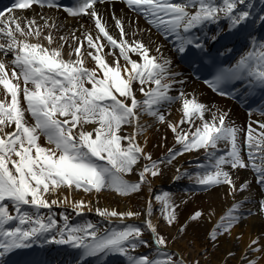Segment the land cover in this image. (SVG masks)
I'll return each instance as SVG.
<instances>
[{
	"label": "snow or ice",
	"instance_id": "1",
	"mask_svg": "<svg viewBox=\"0 0 264 264\" xmlns=\"http://www.w3.org/2000/svg\"><path fill=\"white\" fill-rule=\"evenodd\" d=\"M116 2L124 3L134 16L113 12L114 36L97 5ZM259 2L264 5V0ZM33 6L63 11L73 19L87 17L93 26L81 24L64 32L66 26L57 17L15 14ZM141 17L149 28H139ZM249 25L264 27V8H257L255 0H76L75 6H63L61 0H13L10 8L0 11V264L39 242L69 246L78 253L76 264L90 259L103 264L109 255H120L127 264H189L152 222L151 200L143 227L125 223L140 212L97 207L96 213L109 225L112 218L121 225L105 228L92 222L70 224L64 212L58 214L61 224L52 209L63 207L67 198L49 201L46 195L66 186L97 194L114 190L130 197L162 175L164 164L201 150L208 163L198 166L194 183L203 191L222 187L234 201L206 238L215 245L248 217H264V119L238 126L230 111L186 91L183 73L175 70L164 45L150 35L155 29L178 56L199 64L196 71L206 70L211 78L203 83L214 93L247 99L264 92V38L248 31ZM242 32L248 49L234 63L212 56L209 41L218 43ZM143 33L149 34L147 43ZM231 52L224 45L219 55ZM172 103L180 104L182 117L177 122L162 110ZM259 111L264 117V108ZM144 116L174 134L173 146L161 158L153 159L137 139L145 131ZM41 137L47 146L40 143ZM141 161L146 163L141 166ZM242 171H250L252 178H241ZM126 174H135L138 180L125 179ZM253 184L260 193L255 212L248 206ZM154 199L162 205L167 225L178 222L180 205L169 193ZM70 206L78 215L85 208L92 210L83 200ZM204 217V211L195 210L188 220L199 223ZM189 226L185 223L178 231L186 234ZM262 239L264 235L251 240L241 264L264 259ZM140 248L149 251L138 253ZM192 264L201 262L196 259Z\"/></svg>",
	"mask_w": 264,
	"mask_h": 264
},
{
	"label": "bare ground",
	"instance_id": "2",
	"mask_svg": "<svg viewBox=\"0 0 264 264\" xmlns=\"http://www.w3.org/2000/svg\"><path fill=\"white\" fill-rule=\"evenodd\" d=\"M255 5L257 8H264V5H260V2L255 0ZM100 13L103 15L104 19L107 21L111 33L116 36L117 30L114 27V22L111 19V15L113 12L119 17H127V18H133L134 14L128 10V8L125 5L114 3V4H103V5H97ZM32 10V9H31ZM27 10L24 13H15L16 15L25 16L28 18L36 17L39 19L40 14H44L47 16H53L57 17L59 19V22L62 25H65L64 32L69 31L73 28H79L81 24L87 25L90 29L92 28V21L90 19H71L62 17L58 12L52 11V10H46V9H38L36 11ZM138 26L141 29L149 28L150 26L145 22V20L141 17L138 20ZM213 29H215V26H212ZM60 34H63L60 33ZM129 35H131V32H129ZM151 39L155 42L161 43L164 45L163 51L166 56L171 58L174 62L173 67L175 70L180 71L183 73L184 79L187 80V84L185 85V90L193 93L199 99L210 105L215 106V108H219L222 110L230 111V118L232 121H234L238 126H245L249 120H261L264 119L259 113H254L251 117L249 114H244L242 111L232 99L230 98H223L220 96H217L215 93H213L211 90H209L206 86H203L202 82L200 80H192L189 74L186 72L187 70L185 67L181 64L179 60V56L175 53V51L171 48L170 43L163 40V38L155 31V29L151 32ZM246 34H237L234 35V42L240 41L242 36ZM256 36L260 38H264V34H255ZM148 33H143L142 37L145 42L147 43L148 40ZM245 39V37H243ZM211 42V41H209ZM107 51V49H105ZM118 51V50H116ZM236 51V50H235ZM8 59L10 60L11 57L9 56ZM107 60L111 61L112 57L107 56ZM132 59H136L139 61V57L135 54H132ZM88 66L92 67L93 64L91 61H88ZM138 87V86H137ZM172 94H175L173 92ZM214 94V95H213ZM137 98L142 99V95L137 91ZM215 108L213 110H215ZM165 114L167 115L168 119L173 122H177L182 117V112L180 111V104L179 103H172L169 106H165L162 109ZM210 118V116L208 117ZM141 124L145 125V131L142 135L138 136L137 139L140 142L142 146L146 148V151L151 152L153 155V159L161 158L165 155L167 148L172 147L174 144V134L167 129L165 126L160 125L158 123H154L153 119L151 117L144 116L141 119ZM185 128H187V125H184ZM127 131L131 133L133 129L131 127L127 128ZM163 137H167V139H163ZM40 143L43 146H47L46 139L41 137ZM143 163H146L145 161H141V166ZM208 163L207 158L205 154L203 153V150L200 152H192L191 154H184L182 156L177 157L172 164H164L162 167V175H159L155 178L151 179L150 185H145L144 190L140 192L139 194H132L130 197H122L117 195L114 191H104L99 194L95 193V191H92L90 193H86L90 196H84L79 195V193H76V191L69 189L66 186H61L59 189H57L54 193H50L46 195V198L50 200L57 199L60 201L65 200L67 198V202L64 203L63 207H58V212H64L66 213L70 218L72 217H78L82 218L83 215H78L76 212L73 211L70 204L73 201H85L86 203L90 202L91 211L94 214V217H97L100 223L104 224L107 223V220L105 218L100 217L95 209L97 207L103 209L108 208L109 210L115 209L117 211H127L131 210L134 212H140L142 213V217L146 220L149 217L147 216V202L150 200L148 198L149 196V189H152L153 186L159 185H176V187H172V191L175 194H172L171 197L175 201L176 204L180 205V208L177 212L178 216V222L180 225H184L185 223H189L190 226L188 227L187 231L192 230L191 233H193V239H195V244L198 246L206 245V241L201 240L203 238H206L208 231L215 225V223L219 220V218L222 215H225L227 210L230 208L232 203L234 202L231 198L225 196V189L222 187H217L215 189H208L207 191H203L200 189L198 185L194 183L195 175L188 174L189 170L196 171L199 169L198 166L200 165H206ZM179 170V171H178ZM179 175L181 179L176 180L174 177ZM189 176L193 177V179H189ZM239 176L241 178H252V174L250 171H242L239 173ZM125 179L129 181L138 180V176L135 174H126ZM195 184L192 186V191L190 189H187L188 187L186 185L188 184ZM194 187V188H193ZM170 188V187H169ZM167 188V189H169ZM183 189V192L180 193V189ZM198 189V190H195ZM189 190V191H186ZM81 192V191H80ZM257 187L255 184H253L251 196L252 201L255 200L257 197ZM65 196H61V195ZM247 195V193H245ZM62 197V198H60ZM186 201V203H185ZM252 210L255 212L256 209L253 205H251ZM195 210H202L205 213V217L203 220H201L199 223H192L188 219L190 214L194 212ZM89 211L88 208L84 209V212ZM152 211H154L152 209ZM44 213H47L43 211ZM212 212L214 215H212L211 219H209L208 214ZM137 217V216H136ZM136 217L128 218L126 220H134ZM152 222L158 226L159 231L162 232V226L157 221L156 215H153L151 213ZM58 220L62 223L61 218H58ZM112 220H118L117 218H112ZM173 234L171 231H169V237H171ZM192 235V234H191ZM188 234V237L191 236ZM264 235V217L255 215L252 217H248L244 223L236 226L232 230L231 237L226 240L225 237L221 236L219 240L216 242V244L220 245L222 249H219V251H225L222 253H218L217 256L214 258L215 264H241V258L245 254L247 245L250 244L252 239H255L259 236ZM239 237V239H237ZM236 242H239L240 244H235ZM262 244H264V239L260 241ZM41 243V242H40ZM201 244V245H200ZM176 245V244H175ZM174 245V247H175ZM217 245V246H218ZM44 247H47V250H42V252H46L50 255L55 254L56 252H65L69 246L65 245H56V244H43ZM205 247V246H203ZM224 248V249H223ZM73 252H77L75 250H71ZM232 252L234 253L233 256H229L228 253ZM208 251H206V254ZM62 255V254H61ZM256 253H253L252 256H256ZM251 258V257H249ZM119 261L117 262V260ZM111 260V261H110ZM121 257L116 255H109L106 260L103 261V264H127V261H120ZM95 264H101V261L94 259L93 260ZM110 261L111 263H108ZM99 262V263H98ZM259 264H264V259H261L259 261Z\"/></svg>",
	"mask_w": 264,
	"mask_h": 264
},
{
	"label": "rangeland",
	"instance_id": "3",
	"mask_svg": "<svg viewBox=\"0 0 264 264\" xmlns=\"http://www.w3.org/2000/svg\"><path fill=\"white\" fill-rule=\"evenodd\" d=\"M188 173H189V175H191L193 172L188 171ZM135 181H137V180H133V182H135ZM172 187L178 188L176 185H171V186L155 185V186L152 187V189H151V191L149 193V196H148V198L151 200V202L153 204V210L154 211H152V214L156 215V217L158 218L157 221H159V223L161 224L162 228H164V229H162V232L161 231L160 232L162 234H164L169 239V241H170L169 247L172 248L174 251L182 254L185 257V259L189 262V264H192V262L194 260H196V259H198L201 262V264H215L214 263L215 256H217V254L219 252L222 253V252L225 251L224 248H223L224 251H219V249H222L221 244L220 245H218V244L213 245V243L211 241H209L207 238H203L201 240V244H202V241H206V245H203L205 247L198 246V245L195 244L196 240L193 239V233H191L192 230L187 231L186 234L185 233H181V232L178 231V229L181 227L179 222H176L173 225H167L166 221L164 220V213L162 212V205L159 202L155 201L154 196L155 195H163L165 192L169 193V195L171 196L172 194H175L173 191H172V193H170L171 190H172ZM167 188H169V189H167ZM72 190L76 191V193H79V195L90 196V195L86 194V193H89V192H85L83 189L76 190L75 188H72ZM108 191H114V190H108ZM186 191H189V190H186ZM181 192H183V189H181L180 193ZM256 194L258 196L260 195L258 189H257V193ZM117 195H119V194H117ZM61 196H65V195L62 194ZM60 198H62V197H60ZM253 203L254 202L252 201V203L250 205H248V206H251ZM52 210H53V212L57 213V217H56L57 219L58 218L62 219V217H60L58 215L59 214V212L57 211L58 207L53 206ZM43 211L47 212L48 210L47 209H42V212ZM94 214L95 213H92L90 211H86V212L83 213V217L82 218H79V219H76V220L71 218L69 220V223L73 224V225H78V224H83L85 222H92L94 224H98V225H100L102 227H105V228H107V227H121V225L119 224L118 220H113L114 221L113 225H109L108 223L102 224V223H100V221L98 220L97 217H94ZM142 216L143 215L141 213L134 220H125V223L126 224H136V225H139V226L143 227L145 219ZM169 231H171L172 234H173L171 237H169ZM188 234H190V235L192 234L190 236V238L188 237ZM147 236H148V233L145 232V237L147 238ZM223 237H225L226 240H228L231 236L225 235ZM235 244L238 247V245L240 243L236 242ZM174 245H175V247H174ZM148 251L149 250H147V249L140 248L138 250V253L143 254V253H147ZM206 251H208L207 254H206ZM116 256H118V255H116ZM121 258L124 261L126 260V258H124L122 256H121Z\"/></svg>",
	"mask_w": 264,
	"mask_h": 264
}]
</instances>
